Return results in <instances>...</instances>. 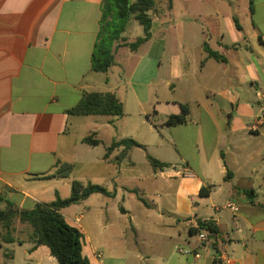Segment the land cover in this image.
<instances>
[{
	"label": "crops",
	"instance_id": "crops-1",
	"mask_svg": "<svg viewBox=\"0 0 264 264\" xmlns=\"http://www.w3.org/2000/svg\"><path fill=\"white\" fill-rule=\"evenodd\" d=\"M155 1L150 40L118 44L102 73L91 59L103 0H0V195L32 210L69 198L74 180L105 187L111 195L60 211L90 264H264V0ZM91 92L113 93L124 116L68 114ZM182 105L188 121L166 126ZM92 134L98 145L82 142ZM125 139L141 146L106 157ZM169 146L180 169L164 158ZM138 149L166 166L148 161L143 173ZM63 164L69 175L52 176ZM199 220L217 228L203 243L202 230L190 233ZM17 222L13 242L0 239V264H58ZM183 245L200 257L180 258Z\"/></svg>",
	"mask_w": 264,
	"mask_h": 264
},
{
	"label": "trees",
	"instance_id": "trees-1",
	"mask_svg": "<svg viewBox=\"0 0 264 264\" xmlns=\"http://www.w3.org/2000/svg\"><path fill=\"white\" fill-rule=\"evenodd\" d=\"M155 0H103L102 14L100 19V30L92 54V70L94 72H107L114 63V46L123 43L132 51L137 50L143 43L151 38L153 24L152 13L155 11ZM251 10L253 7L251 6ZM135 19L143 28L144 36L137 38L134 42L127 43L123 36L131 19ZM209 55L222 60L216 53L206 48ZM70 115L78 116H124L122 102L113 93H86L78 105L68 111ZM190 109L182 105V113L170 115L165 121L166 126H176L188 121ZM94 134L85 137L82 142L89 145H98L99 141L94 139ZM124 146L125 150L141 145L133 139H125L113 142L108 147L106 157L117 147ZM148 161L154 169L163 168L166 165L157 159L148 156ZM71 165L63 164L52 176L67 177L71 171ZM93 194L111 195L102 186L91 183L84 184L74 180L71 187V195L62 199L57 195L56 200L49 204H37L32 210H21L13 203L0 195V224L3 234L0 239L13 242L12 229L16 220L28 224L31 229V241L35 247L46 246L58 264H90L82 253L83 234L68 224L61 210L71 205L80 203ZM200 195H209L207 188L200 190ZM205 230L210 236L217 233V228L212 221L205 223L199 220L198 226L190 229L191 234Z\"/></svg>",
	"mask_w": 264,
	"mask_h": 264
},
{
	"label": "rangeland",
	"instance_id": "rangeland-1",
	"mask_svg": "<svg viewBox=\"0 0 264 264\" xmlns=\"http://www.w3.org/2000/svg\"><path fill=\"white\" fill-rule=\"evenodd\" d=\"M132 1H134V0H132ZM177 2L179 3V4H181V5H184L183 3H184V0H177ZM179 13V12H178ZM180 14V13H179ZM173 33H176V32H173ZM126 36L127 37H129L130 38V40L133 42V41H135L138 37H141V36H144V31H143V28L139 25V23L135 20V19H131L130 20V22H129V25H128V27H127V31H126ZM118 44H115V46L114 47H116ZM120 45H123V43H121V42H119V47H120ZM88 125L87 124H84L83 126H81L80 127V132L82 133V132H84L88 127H87ZM125 128H126V126H124ZM101 136L102 137H104V138H106V133L104 134V133H101ZM99 149H101V150H99V152H101L102 151V146L99 148ZM163 149H166L165 150V157L164 158H168L167 160H170L171 161V163L172 164H176V168H178V169H180L181 168V166L183 165V162H182V160H181V158L179 157V154H178V152L175 150V148L172 146V147H166V148H163ZM160 150H157L156 148L155 149H151V152L152 153H154V155L156 154V155H160V156H163L164 154H163V151H162V154L159 152ZM146 152L144 151V150H142V149H138L136 152H135V155L133 156V158H134V160L136 161V163H137V166H138V169H140L143 173H146L147 171H146V165H149L148 163V159L146 158ZM96 155L97 156H100V153L99 154H97L96 152L93 154V155H91L92 156V160H94L95 158H96ZM99 163H101L100 161H99ZM100 167H101V164H99V166L98 167H95V168H97V169H95V170H101L100 169ZM148 169V168H147ZM82 171H84V168H83V166H77V168L75 169V173L74 174H80ZM97 172H99V171H97ZM136 200H134V203H136L135 202ZM149 201V200H148ZM130 204V203H129ZM155 214H156V216L153 218V220H157L158 221V223L159 224H161V222H159V219H157V218H159L158 216H157V212L155 211ZM140 220L141 221H144V218H143V216H141L140 217ZM126 221V220H125ZM147 223H148V221H146ZM17 220L15 221V224L17 225ZM23 224H25L29 229H31V227L28 225V224H26V223H23ZM124 225V222L123 223H121V222H119V225ZM128 224V223H127ZM149 225V224H148ZM162 225V224H161ZM127 227V226H126ZM179 227H181V226H179ZM0 229H2V226H1V224H0ZM119 229H122V228H119ZM129 229V228H128ZM184 229H186L185 228V226H184ZM126 236H128V238L130 237L129 236V234H127ZM178 247H180V246H178ZM130 248H132V247H130ZM182 248H184V249H191V250H193V248H191V246L189 247V246H187V245H183V247ZM174 247L172 246V247H170L169 249H167L166 251L167 252H170L171 250H173L174 251ZM175 251L176 252H178V248H176L175 249ZM127 252V251H126ZM182 254H180V258L182 257V258H184V255H182Z\"/></svg>",
	"mask_w": 264,
	"mask_h": 264
},
{
	"label": "built area",
	"instance_id": "built-area-1",
	"mask_svg": "<svg viewBox=\"0 0 264 264\" xmlns=\"http://www.w3.org/2000/svg\"><path fill=\"white\" fill-rule=\"evenodd\" d=\"M227 208H230L232 210L237 211L238 208H236L232 203L228 202L226 204ZM209 238V234L208 232H206L205 230H202L201 232H199L197 234V239L199 243H203L206 242ZM178 253L183 254V255H193L196 258L200 257V253L197 252L196 250H191V249H178Z\"/></svg>",
	"mask_w": 264,
	"mask_h": 264
}]
</instances>
